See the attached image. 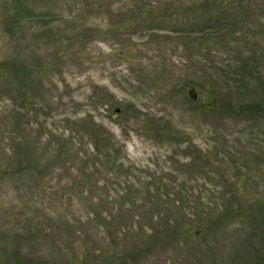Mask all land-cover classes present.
I'll list each match as a JSON object with an SVG mask.
<instances>
[{
  "label": "rangeland",
  "instance_id": "obj_1",
  "mask_svg": "<svg viewBox=\"0 0 264 264\" xmlns=\"http://www.w3.org/2000/svg\"><path fill=\"white\" fill-rule=\"evenodd\" d=\"M0 264H264V0H0Z\"/></svg>",
  "mask_w": 264,
  "mask_h": 264
},
{
  "label": "water",
  "instance_id": "obj_2",
  "mask_svg": "<svg viewBox=\"0 0 264 264\" xmlns=\"http://www.w3.org/2000/svg\"><path fill=\"white\" fill-rule=\"evenodd\" d=\"M190 96H191V97H193V98H195V96H194V95H192V94H190Z\"/></svg>",
  "mask_w": 264,
  "mask_h": 264
},
{
  "label": "trees",
  "instance_id": "obj_3",
  "mask_svg": "<svg viewBox=\"0 0 264 264\" xmlns=\"http://www.w3.org/2000/svg\"><path fill=\"white\" fill-rule=\"evenodd\" d=\"M97 144H98V143H97ZM56 158H59V156H57ZM56 158H55V159H56ZM57 160H59V159H57Z\"/></svg>",
  "mask_w": 264,
  "mask_h": 264
}]
</instances>
